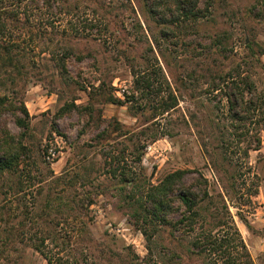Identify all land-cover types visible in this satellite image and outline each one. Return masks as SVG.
I'll return each mask as SVG.
<instances>
[{"label": "rangeland", "instance_id": "374dc122", "mask_svg": "<svg viewBox=\"0 0 264 264\" xmlns=\"http://www.w3.org/2000/svg\"><path fill=\"white\" fill-rule=\"evenodd\" d=\"M2 1L15 7L14 0ZM68 2L22 0L18 12L36 14L33 23L60 30L54 32L68 30L65 43L74 52L66 59L71 79L63 80L42 52L45 38L14 32L26 54L25 66L18 72L7 69L13 82L0 73V95L17 106L23 102L28 111L24 142L31 149L33 180L50 178L46 163L54 175L91 180L85 185L93 197L91 220L65 226L73 232L70 263L202 264L169 230L161 231L156 247L147 250L115 186L123 169L143 185L183 168L193 176L196 170L202 173L215 192L224 195L226 186L242 239L254 263L264 264V0H198L197 17L182 15L176 0ZM75 3L78 8H69ZM150 7L174 21L157 23ZM77 29L82 32L75 37ZM59 33L53 38L59 39ZM133 71L142 77L138 87ZM218 73L255 80L259 97L254 106L247 103L251 108L243 119L227 111L223 91L230 82H222ZM212 82L222 90H211ZM169 92L176 105L164 112L161 102L170 99ZM110 94L121 103L106 101ZM67 103L78 107L69 109ZM2 127L21 130L9 112L0 115ZM9 264L48 263L37 251L23 248Z\"/></svg>", "mask_w": 264, "mask_h": 264}, {"label": "trees", "instance_id": "16d2710c", "mask_svg": "<svg viewBox=\"0 0 264 264\" xmlns=\"http://www.w3.org/2000/svg\"><path fill=\"white\" fill-rule=\"evenodd\" d=\"M14 1V8H7L2 0L0 4V73H6L13 82L14 78L7 69L18 72L25 66L22 59L26 54L12 35L19 32L28 33L31 38H45L48 43H44L42 52L48 53L63 80L71 79L66 59L74 52L65 43L71 36L66 33L68 30L63 28L59 33L54 31L60 30L48 29L46 24L35 25L32 20L37 18L36 14L28 10L18 12L22 0ZM47 2L50 0H45ZM175 3L182 15L198 16V0L193 3L176 0ZM71 6L78 8V3L69 4V8ZM149 11L159 24L174 21L164 15L158 16L154 7ZM107 24L104 23L105 29ZM137 25L141 27L139 22ZM77 32L82 31L75 30L73 36L77 37ZM56 33H59V39L53 38ZM248 48L249 55L254 56V48L251 45ZM141 58L143 60V56ZM132 74L135 87H138L142 77L135 71ZM236 75L218 73L217 78L230 82L223 91L227 111L233 119L241 120L245 117L243 112L251 108L247 103L254 106L253 99L259 97V92L251 76L241 75L236 81ZM218 89L222 90L221 86L212 82L211 90ZM168 98L161 102L164 112L176 105L171 92ZM106 101L121 103L111 94ZM75 106L74 103L66 104L69 109ZM4 112L14 116V122L21 130L19 133H12L5 127L0 130V264L16 261L22 256L23 248L37 251L48 264H71L68 250L73 232L65 226L71 223L85 226L91 220L88 209L93 197L92 192L85 189L91 180L82 177L78 181L73 175L66 179L64 172L54 175L47 163L45 167L50 171V178L40 176L33 180L32 169L28 168L31 149L24 142L29 127L28 111L23 102L17 106L3 94L0 95V115ZM140 155L136 157L140 159ZM192 172L178 168L166 173L156 183L147 181L143 185L125 169L118 173L115 186L119 200L142 233L147 250L152 251L156 247V237L161 231L169 230L172 239L179 242L188 255L200 259L202 264H255L228 207L226 186L222 185L226 192L224 195L220 191L215 192L202 173L196 170V176H193ZM77 182L81 184L80 188ZM130 183L132 187L128 189L126 186ZM241 219L246 224V220Z\"/></svg>", "mask_w": 264, "mask_h": 264}]
</instances>
